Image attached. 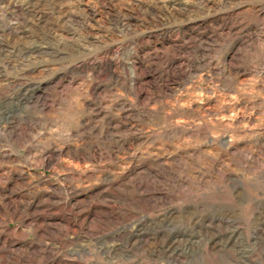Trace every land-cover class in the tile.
I'll return each instance as SVG.
<instances>
[{
	"label": "rangeland",
	"instance_id": "1",
	"mask_svg": "<svg viewBox=\"0 0 264 264\" xmlns=\"http://www.w3.org/2000/svg\"><path fill=\"white\" fill-rule=\"evenodd\" d=\"M0 264H264V0H0Z\"/></svg>",
	"mask_w": 264,
	"mask_h": 264
}]
</instances>
